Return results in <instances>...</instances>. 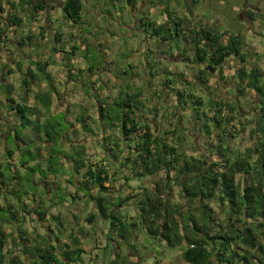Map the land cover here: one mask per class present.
<instances>
[{
    "label": "rangeland",
    "instance_id": "rangeland-1",
    "mask_svg": "<svg viewBox=\"0 0 264 264\" xmlns=\"http://www.w3.org/2000/svg\"><path fill=\"white\" fill-rule=\"evenodd\" d=\"M80 1L82 3L81 23L72 24L63 17L60 10L64 0H47L50 9L47 12L43 11L36 14V18H31L29 8L24 5L21 6L18 0H0V6L3 10L0 16L3 19L12 9L21 18V26L19 27L7 25L6 21L2 23V27L5 28V40L0 39V76L3 73L8 79V85L11 84L14 87L13 100L19 104L24 103L26 106L33 107L36 110V115L32 117V120L38 119L32 121L29 119L31 115L25 113L23 118L31 123L23 122L21 124L22 115L16 110H12L11 104L5 101L3 94L5 86L0 82V131L4 134L9 133L4 137L0 136V165L2 166L0 171L7 179L14 177L16 180L11 179L10 182L14 181L17 184L11 194V201L7 198L4 201L3 197H0V203L4 208H7L13 202V208L16 210V220L14 222L18 224V221L21 220V214H24L23 224L20 226L24 228L31 240L42 242L45 239L46 231L41 229L43 228L39 224L41 221L34 214L23 213L20 205L27 200L28 207H23V209L32 212L31 208L35 201L39 202L38 197L46 195L43 191L44 188L40 186V181L45 178L46 174H40V170L45 172L48 164L47 159H49L47 157L52 155L51 162L54 163L53 167L58 170V179L64 173L68 182L65 183L63 189L57 190L53 189L55 188L53 182L57 181V178L50 180L46 177L47 182L45 181L49 186V190H47L49 194L46 199L50 202L64 200L66 202L65 207H67H61L60 211L57 210L54 213L60 218V226L56 229L54 225L53 229L58 230L62 235L60 243L56 245L66 243L72 245L73 237H77L80 239L79 241L84 240V243L89 247H94L95 253L99 257L104 253L112 256L113 243L108 242L106 235L101 233L107 230L109 222L96 218L98 221L94 222V228L101 229L99 236L92 238L86 235V238H84L83 230L77 225L82 227L88 225L84 218L88 215L84 216L83 214L82 216L84 226L81 225V219L76 222L72 218V214L77 215L78 207L79 211L86 209L89 212L92 203L86 204L83 200L78 203V198L74 197L73 192L80 187L78 182L83 180L80 173L76 174L72 170L74 169L73 166L66 159H73L75 163L81 158L82 152L80 151L82 149L74 147V152L70 154L68 147L76 144L84 145L86 148L85 159L89 163L103 162L107 156H104L100 146L101 135L109 136L107 134H110L112 140L120 136L117 130L109 127L117 109L114 106L115 102L124 100L125 95L131 96L140 93L141 108L138 111L134 110L138 117H146L150 126L152 125L153 128L155 126V130L158 132L163 130L179 131L178 133L183 134L186 139L180 146L183 153L191 156H205L207 154L206 150L212 144V141L207 139L200 130L205 120L200 122L194 119L195 112L193 109H191L193 112L190 109H183L184 103L178 106L176 92L187 91L189 93V90H195L196 94L201 96L204 101H207L210 95L196 85L194 65L188 61H183L176 45L172 44L169 47L163 45L157 48L161 44L155 42L154 39L156 38L151 39L149 36L150 28L142 25L145 21L148 24L149 21L155 23L157 20L164 19L165 14L162 15L163 12L170 15H175L176 12L179 17H186L191 20L189 23L192 26L208 24L220 34H224L225 31L234 34L241 33L245 40L244 53L247 55V69L256 67L264 75V0H139L134 9L128 8L123 0ZM160 4H163L161 12L158 6ZM94 13L98 14L99 21H96ZM56 33L62 36L61 47L58 46L61 49L53 51L55 45L54 35ZM26 36L33 37V40L31 42L26 41ZM145 38L147 39L145 40ZM22 40L25 46L20 47L21 50H19L20 48L16 44ZM148 50H152L153 53H148ZM69 53H72L73 56ZM67 57L74 60L71 66L72 78L68 77L64 65L65 62H69ZM14 60H17L20 64L18 70L13 64ZM41 62H48L49 64L47 76L41 75L40 80L31 82L30 92L24 95L28 88L22 87L21 79L27 76L30 80L31 75L27 74L28 69H31L35 76L38 75ZM152 65L155 67L152 73L157 75L154 79L152 78L151 83L148 82L150 80L148 70ZM8 68L12 69L11 73L8 72ZM88 68H91L93 73L88 71ZM239 68L240 64L237 61L227 59L223 64L222 71L211 79V92L214 97L234 101L239 108L236 114V126L241 128V132L238 137L230 139V145L242 151L245 148L252 147L255 142L259 141L255 134V128L256 118L260 115L257 111L254 112L257 99L253 92L247 91L246 96L239 98V100L235 97L236 76ZM192 72L194 73L192 74ZM159 73L161 75H158ZM93 74L94 77L98 76L96 83L92 79ZM166 78L174 79V83L170 85V88L176 90V92L171 89L167 90L160 85L159 82L165 81ZM262 79L264 81V77ZM99 83V90H103L102 96L107 97L108 103V108L104 111L106 117L103 121V124L108 127L105 128L104 133L101 132L99 126L100 122L96 107L99 91L96 93L95 90L98 89V86L96 85V88L92 87L94 84ZM120 89L125 92L119 99H115L114 97L118 95ZM45 93H50L51 100L49 101H51V105L48 111H45L39 105L38 97ZM23 98H25V101H22ZM84 113L91 118L89 123L93 130L90 133V138L86 137L81 129L74 128L77 125L73 120H80V115ZM72 124L74 125L70 128ZM77 124L79 125V121H77ZM9 126L11 130L7 132ZM41 131L43 133V136H40L41 139L40 137L36 140L31 139L34 144L37 142V146L31 148V150L33 152L39 150L38 154L35 153L36 162L33 165L34 169H40L35 174L36 177L31 171L24 173V169L20 167L21 159L29 161V158L24 155L26 149L21 145H19V149H16L14 135L24 136L30 140L33 133ZM46 132L50 133V136L47 135V137ZM63 135H68V140L62 141L60 138ZM131 145L129 143L130 147H132ZM124 146L127 147V144H124ZM6 151H13L12 156L8 157ZM129 151L130 149L124 148L121 153L122 159ZM21 153H23L22 158ZM63 157L64 167L61 168L59 163ZM82 158L84 159V157ZM107 160H110V157ZM7 163L13 164L11 169L15 168L12 175ZM3 165L5 166L3 167ZM129 176H132V172L127 168L126 177ZM128 181L130 183L134 181L131 183L134 188L139 185L142 186L144 183L147 187L153 186L151 180L147 182L139 178L136 180L131 178ZM248 181L249 178L237 175V182L241 186L247 185ZM21 186L23 187L20 190L18 187ZM120 186L122 188L121 194H126L128 190L125 185ZM82 191L84 194L88 193ZM177 195L178 190L176 189V198ZM17 198H21L22 203ZM8 202L10 203L7 204ZM209 205L218 213L220 219L224 217L220 215L219 208L215 203H209ZM129 209V206L125 207L124 205L120 211L122 217H125V214H133V210ZM120 213L117 210L113 216L120 218ZM137 218H134V220L128 219V222L133 226L132 231H134L135 242L138 243L135 245L136 249L133 248L134 240H132L131 245L121 244L120 252L123 262L129 260L130 257L128 256L135 254L137 257L141 255L145 258L143 260L144 264H152L155 258L168 260L167 264H186L175 251H164V254H161V245L144 237V230L139 225L141 223L140 219ZM54 223L57 224V221ZM10 227L7 224L4 226L5 230H9L12 237L16 238L15 229L10 232ZM89 231L91 233L95 232L92 229ZM47 240L50 241V237H47ZM259 240L264 245V232L260 235ZM8 243L11 246L8 245L10 251L7 252V257L9 258L10 255L19 257L20 255L19 258L23 260L20 250H17L18 247L13 246L11 241H8ZM106 244L108 250L97 248L98 245L106 246ZM19 247L22 248L21 245ZM108 256L103 259L105 263H109Z\"/></svg>",
    "mask_w": 264,
    "mask_h": 264
},
{
    "label": "trees",
    "instance_id": "trees-1",
    "mask_svg": "<svg viewBox=\"0 0 264 264\" xmlns=\"http://www.w3.org/2000/svg\"><path fill=\"white\" fill-rule=\"evenodd\" d=\"M123 1L127 6L133 7L139 0ZM19 3L29 8L31 18L46 9V0H20ZM12 7L15 8L14 5ZM13 10L8 12L4 19L0 16V39H5L3 21L14 27H19L21 24L20 17ZM2 11L0 6V14ZM61 11L68 22L80 23L82 11L80 0H64ZM165 14L166 22L173 28L170 29L167 24L156 25L151 21L148 24L145 21L142 26L150 28V38L156 37L158 43L170 42L176 45L183 61L190 62L197 69L194 75L196 85L205 90L210 97L204 101L195 90H189V93L176 92L170 88L174 79L166 78L164 87L176 92L178 106L184 103L183 109H193L194 119L200 122L205 120L200 130L207 139L212 141V144L206 150L205 156H191L183 153L180 146L186 141L185 136L177 130L158 132L150 127L149 123L144 121V117H138L134 111L141 108L142 103L138 100L140 93L125 95L124 100L115 102L114 106L117 109L115 108L116 112L111 121V126L118 128L120 136L114 140L111 137L101 138L102 150L111 158V162H108L109 164L89 163L82 158L84 157L83 148L80 151L81 158L75 161L76 169L84 170L81 174L83 181H79L80 187L76 192L87 191V194L83 191L82 193L94 204L96 211L85 220L87 223H92L96 218H101L109 222L106 237L108 242L113 243L112 252L115 257L111 264H134L128 260L123 262L121 252L118 250L121 244L131 245L132 240L135 239L132 224L120 213L126 204L129 210L134 211L132 219L139 217L141 222L139 225L144 230V237L161 245V254H164V251L178 250L177 253L186 264H264V245L259 240L264 232V81L262 74L255 67L247 69L245 41L241 33L225 31L224 34H220L207 24L191 26V23L183 17H175L167 12ZM60 36L58 33L54 35L53 51L61 49L58 48V46L61 47ZM25 39L33 40V37L26 36ZM22 44L20 43V46ZM227 59H233L240 64L236 76L235 97L239 100L246 96L247 91L253 92L257 99L254 112L257 111L260 115L256 118L255 128L259 141L242 151L230 145V139L238 137L241 132V128L236 126V114L239 108L234 101L214 97L211 92V79L222 71ZM46 67L47 64L40 63L41 74H44ZM154 69V65L149 67L148 82L152 83V78L154 79L157 75L152 73ZM27 74L31 75L30 80L27 76L21 79L22 87L26 88L33 80L38 79L29 69ZM7 80L1 74L0 82L5 86L3 93L5 101L11 104L12 110L22 115L21 124L30 122L24 119L23 115L29 113L35 116L36 110L13 100V87L6 85ZM28 92L29 90L24 92V95ZM122 93L121 90L120 94ZM98 98L97 114L99 121L103 124L106 117L104 111L108 108V103L99 95ZM38 99L48 111L51 104L50 93H45ZM22 101H25V98ZM86 120H89L88 116L85 113L81 114L79 124L84 131L89 130L85 124ZM115 122H117L116 125ZM46 133V136H50V133ZM68 138V135H63L60 139ZM14 139L16 143L19 142L25 146L24 155L29 160L35 159V153L38 154L39 150L34 153L30 149L31 140L18 135H14ZM129 143L133 144L132 147ZM124 144H127V147ZM124 148L130 151L122 159L121 153ZM6 153L8 157H11L13 151ZM214 156L216 157L213 158ZM51 160L49 156L47 171L55 173L56 170L52 168L54 163ZM114 163H117L116 169L113 166ZM20 164L24 167L28 162L22 158ZM127 168L132 172V176L126 177ZM30 171L34 173L35 169L31 167ZM237 175L249 178L248 184L241 186L237 182ZM119 177L123 179L128 189L124 197L121 195L115 197L113 194L115 187L112 183ZM131 178L133 180L139 178L147 182L151 180L153 186L147 187L144 183L134 188L128 181ZM3 183V174L0 171V196ZM105 183L109 185L105 187ZM94 189L96 194L91 195ZM176 189L178 190L177 198ZM209 203H215L220 215L224 217L220 219ZM117 210L120 218L113 216ZM22 211L27 213L25 209ZM36 212L39 220L44 221L45 212L40 210ZM15 216V212L0 205V264L79 262L80 255L84 253V250L80 248L70 251L69 246H66L61 255H57L55 247L47 241L37 242L27 248L25 245L28 239L24 236L18 238L19 245L22 246L20 253L23 261L20 260V255L8 258L5 247L9 234L5 232L2 223L11 224ZM21 219H23L22 216ZM73 242L79 245L78 238L74 237ZM16 243V240H13V244ZM133 248L136 249V246L133 245ZM72 256L74 259L71 258ZM152 264L164 263L163 260L155 258Z\"/></svg>",
    "mask_w": 264,
    "mask_h": 264
},
{
    "label": "crops",
    "instance_id": "crops-1",
    "mask_svg": "<svg viewBox=\"0 0 264 264\" xmlns=\"http://www.w3.org/2000/svg\"><path fill=\"white\" fill-rule=\"evenodd\" d=\"M18 1H20V0H18ZM195 2V1H194ZM136 4H134V6H135ZM134 6L133 7H129L128 6V8H130V9H134ZM159 6V11L161 12V6H163V4H160V5H158ZM26 7V6H25ZM50 9V7L48 6V4H47V0H46V9L45 10H43V11H45V12H47L48 10ZM187 10H190V9H187ZM43 11H40V12H43ZM52 11V10H51ZM39 12V13H40ZM165 14V12H163V14L162 15H164ZM94 15V17H95V19H96V21H99V19H98V14H96V13H94L93 14ZM172 16H175V17H179L178 16V14L175 12V15H173V14H171ZM165 17H164V19H162V20H157L156 22H155V24L156 25H161V24H167L168 25V27L171 29V28H173L172 27V25L170 24V23H167L166 22V14L164 15ZM34 18H36V17H34ZM183 18H185V19H187V22H191V20H189L188 18H186V17H183ZM21 19V18H20ZM264 22V21H263ZM80 23H81V21H80ZM206 25V24H205ZM208 25V24H207ZM20 26H21V24H20ZM192 26V25H191ZM193 26H198V25H193ZM247 34H248V32H247ZM61 37V39H62V36H60ZM156 38V37H155ZM1 39H3V38H1ZM147 38H145V40H146ZM152 39V38H151ZM3 40H5V39H3ZM120 40V39H119ZM155 40V42L157 43V44H161V43H158V39L156 38V39H154ZM26 41H28V42H31L32 40H26ZM245 41V40H244ZM20 43H23L21 46H20ZM147 44V43H146ZM170 46V45H172V43H170V42H165V43H163V44H161L160 46H158L157 48H160L161 46ZM16 46H18L19 48L21 47V48H23V46H25L24 45V42H23V40L22 41H20V42H18L17 44H16ZM29 47H30V45H29ZM21 48L19 49V50H21ZM248 48V47H247ZM146 49H148V48H146ZM150 51H152V50H148V53L150 52ZM63 53H65V52H63ZM25 54V53H24ZM71 56H73V54L72 53H69ZM23 55V54H22ZM24 58H26V57H24ZM68 59H69V62H65V67H66V71H67V74L69 75V71H70V75L68 76L69 78H72V64H73V62H74V60H71L70 59V57H67ZM73 58V57H72ZM71 60V61H70ZM15 62H13V64L15 65V67L17 68V70L19 69L18 67H19V62H17V60H14ZM42 64H47V67L45 68V72H44V74H41L40 72H39V74L37 75L36 74V77H38V79L37 80H40V76L41 75H45V77L47 76V72H48V68H49V64H48V62H41ZM76 63H78L77 61H76ZM21 67V66H20ZM256 68V67H255ZM194 72H192V74L194 73V75L196 74V71H197V69L195 68V66H194ZM8 70V72L9 73H11L12 72V69H10V68H8L7 69ZM257 70L260 72V70L257 68ZM29 71L31 72V74H33V75H35V73H33V71L31 70V69H29ZM88 71H90V72H92L91 71V68H88ZM149 71V70H148ZM93 73V72H92ZM261 73V72H260ZM133 74V73H132ZM191 74V75H192ZM262 74V73H261ZM2 75H3V73H2ZM158 75H161L160 73L158 74ZM42 77V76H41ZM264 77V75L262 74V78ZM98 78V76H95L94 77V74H93V77H92V79L94 80V83H96V79ZM8 81V80H7ZM36 80H33V82H35ZM165 83V81H160L159 83H160V85H162L163 87H164V83ZM123 83V82H122ZM7 85H8V82H7ZM96 85L98 86V89H96L95 91H96V93H98V91H99V96L100 97H102V98H107L106 96H102V91L103 90H99V86H100V83L99 84H94L92 87L93 88H96ZM9 86H12L11 84L9 85ZM31 85H29V87H30ZM13 87V86H12ZM29 87H27L28 89H26V90H29V92H30V90H31V88H29ZM24 88H26V87H24ZM165 88V87H164ZM121 90L122 89H120L119 90V92H118V95H116L114 98L115 99H117V98H119L122 94H120V92H121ZM168 90V89H167ZM123 92H125V91H123ZM13 93H14V87H13ZM13 96V95H12ZM5 97V96H4ZM139 98H140V96L138 97V100H139ZM5 99V98H4ZM51 100V99H50ZM39 105L40 106H42L43 108H44V106H43V104H42V102L39 100ZM51 105V104H50ZM29 107V106H28ZM31 107V106H30ZM50 108V107H49ZM147 108V107H146ZM45 110V109H44ZM46 111V110H45ZM32 117H35L34 115H32L31 116V118H29L30 120H32ZM88 118H89V120H91V118L88 116ZM99 119V118H98ZM38 119H34V120H32V121H37ZM89 120H86L85 121V124L87 125V127H88V129L90 130H86V131H84V129H83V127H82V125L81 124H77V121H79V120H76V119H74L73 121L76 123V125L77 126H74V128L75 129H81V132L86 136V137H88V138H90V133L92 132V126L90 125V123H89ZM146 120V122H148L149 123V121H148V119L146 118V117H144V121ZM100 122V121H99ZM99 122H97V123H99ZM96 123V122H95ZM103 123V122H102ZM115 125L117 124V122H115L114 123ZM73 125L74 124H72V126L70 127V128H72L73 127ZM150 125V124H149ZM99 126H100V128H101V132H105L106 131V127H108L107 125H102L101 124V122L99 123ZM111 129L113 128V129H115V130H117L118 131V128H116V127H113V126H109ZM150 127H152V125L150 126ZM154 128H155V126H154ZM11 130V127L9 126L8 128H7V132H9ZM9 133H3V132H1L0 131V136H5V135H8ZM72 135H73V133H71ZM107 135H109V136H102L101 135V138L102 137H110L111 135L110 134H107ZM42 137L43 136V133H42V131L41 132H39V133H33L32 134V136L30 137V140L32 139V138H34V140H36V139H38V137ZM41 137H40V139H41ZM119 137V136H118ZM118 137H116V138H118ZM101 138H100V142H101ZM29 140V141H30ZM62 141H65V140H68V139H61ZM32 143H31V147H30V149L32 148H34V146H37V142H36V144H34V141L32 140L31 141ZM46 143H48V142H46ZM52 144V143H51ZM62 144V143H61ZM19 145H21L24 149H25V146H23L22 144H20L19 142H17L16 143V149H17V146H19ZM62 146H63V144H62ZM100 146H101V149H102V142L100 143ZM74 147H77V149H81V148H83V155H84V158H85V156H86V148H85V146L84 145H80V144H76V145H74V146H69L68 148L70 149V151L68 150V152H70V154H72V152H74L73 151V148ZM62 149H63V147H62ZM16 151H20V150H16ZM103 151V150H102ZM7 152V151H6ZM65 152H67L66 150H65ZM35 153V152H34ZM104 153V152H103ZM7 154V153H6ZM49 156H51V158H52V155H49ZM49 156L47 157V158H49ZM104 156H107V155H105V153H104ZM21 158H22V153H21ZM107 158H109L108 156H107ZM107 158L102 162V163H107V164H109L108 162H111V158H110V160H107ZM63 160H64V157L62 158V160H61V162L59 163V166L62 168V167H64V162H63ZM67 160V162H70L71 163V165L73 166V168L74 169H72L73 171H75V173L76 174H79L80 173V175L81 174H83V172H84V170L83 169H81V170H77L76 169V166H75V163H74V161H73V159H70V158H68V159H66ZM28 162V164H26L24 167H22L21 166V164H19L20 165V167L22 168V169H24L23 170V172L24 173H28L29 171H30V168L32 167V168H34L33 167V165L35 164V162H36V159H33V160H29V161H27ZM47 162H48V159H47ZM9 165H8V167H9V170H10V174L12 175V172L15 170V168H12L11 169V166L13 165H10V163H8ZM6 165V164H5ZM5 165H3V167L5 166ZM48 165H49V162H48V164H47V166H46V170H45V172L44 171H42V170H40V169H35V172L33 173L34 175L35 174H37V172L40 170V174L42 173V175L45 173L46 174V176H45V178H43L41 181H40V186L41 187H43L44 189H43V191L46 193V195H44V196H40V197H38L39 198V202H37V201H35V203H34V205L32 206V212H30V211H28L27 209H25V211H27V213L26 212H24L23 211V213H26V214H28V215H31V214H34V215H36L37 217H38V215H37V212L36 211H42V212H45V219H44V221H42V222H40L39 224L40 225H42V227L43 228H41V229H44V231H46V234H45V239L43 240V242L44 241H47V243H50L51 245H53L54 247H55V251H56V253H57V255H61V252H62V250L66 247V246H69V249L68 250H74V249H76V248H80V249H82V250H84V253H82L81 255H80V260H79V262L78 263H75V262H72V263H69V264H111L110 262L111 261H114V255H112V256H108V254L107 253H104L103 255H101L100 257L97 255V253H95V248L94 247H89V245H86V243H84V240H82V241H79V245H75V244H73L74 242H71V244L72 245H69V244H58V245H56L57 243H60V241H61V234L59 233V231L58 230H54L53 229V226L55 225V227H56V229H58L57 227L58 226H60V223H59V220H60V218L58 217V216H56L54 213L58 210V211H60V209H61V207L62 208H64L66 205V202L64 201V200H59V201H55V200H53V202H50V201H48L47 199H46V196H48V194H49V191H47V190H49V186L45 183V181L47 182V178H49L50 180H52V178H57V181H54L53 182V187H55V188H53V189H57V190H61V189H63L64 187H65V183H68L67 182V177L64 175V173H63V175H61V177H60V179H58V176H59V173H58V170H56L55 168L53 169L54 171L56 170V172L55 173H51V172H49V171H47L48 170ZM54 165V164H53ZM70 165V164H69ZM111 166V165H110ZM114 168L116 169V167H117V163H114ZM19 167V168H20ZM1 168H2V166L0 165V170H1ZM52 168H53V166H52ZM68 169V168H67ZM69 170V169H68ZM36 177H37V175H35ZM47 177V178H46ZM11 179H14V180H16L15 178H12L11 177ZM10 179V180H11ZM10 180H8L6 177H4L3 176V181H4V183H3V187H2V194H1V196L0 197H3V200L5 201V198H7V199H9L10 200V197H11V194L13 193V191H14V186H16L17 187V184L14 182V181H11L10 182ZM153 181H154V179H153ZM20 182V181H19ZM49 182V181H48ZM123 182V183H122ZM132 182H134V181H132ZM131 182V183H132ZM19 184V183H18ZM78 184H80L79 182H78ZM125 185V183H124V181H123V179H121V177H119L118 179H117V181H115L114 183H112V185H114V187H115V190H114V196L116 197V196H122V197H124L126 194L125 193H123V194H121V191H122V188H120L121 186L120 185ZM146 184V183H145ZM109 185V183H105L104 184V186L105 187H107ZM22 187L23 186H21V187H18L20 190L22 189ZM125 187H126V185H125ZM127 188V187H126ZM128 190V189H127ZM118 192V193H117ZM128 192V191H127ZM5 193V194H4ZM9 193H10V195H9ZM74 193V197H77L78 198V203L79 202H81L82 200L83 201H85V203L86 204H90L91 202L90 201H87L88 199V197L87 196H84L83 195V193L82 192H73ZM77 193V194H76ZM91 195H95L96 194V189H94V190H92L91 191V193H90ZM18 199V201L20 202V203H22L21 202V198L19 199V198H17ZM11 201V200H10ZM10 202H8L7 204H9ZM2 203H0V205H1ZM23 204H25V206H23ZM29 203L27 202V200L26 201H24L23 203H22V205H20V209H23V207H28L27 205H28ZM6 205V204H5ZM3 208H4V206L3 205H1ZM14 205H13V202L12 203H10V206H8L7 208L8 209H10V210H12L13 212H15L16 210H14ZM125 207H128V204H126L125 205ZM6 208V207H5ZM65 208H67V207H65ZM77 212H76V214L77 215H75V213L74 214H72V218H73V220H75L76 222L79 220V219H81L80 221H81V225H85L84 223H83V218H82V216H83V214H84V216L85 215H88V216H90L91 214H93L94 212H96L95 211V206H94V204L92 203V206H91V208H90V211L89 212H87V210L85 209V210H80L79 211V207L77 208ZM16 213V212H15ZM133 214H131V215H126L125 214V217H126V219H132L133 217H134V211L132 212ZM21 216L23 217V219H21L20 221H18V224L17 223H15L14 221L16 220V216H15V219H14V221H12V223L11 224H7V225H9V226H11L10 227V232L12 231V229H15L14 231H15V233H17V235L15 236L16 238H14V237H12V234L11 233H9V230L7 231V230H5V228H4V230H5V232L6 233H8L9 234V237H8V241H11L12 242V244H13V240H16V242L18 243V242H20L19 241V237L20 236H24L25 238H27L28 239V243L25 245V246H27V248L29 247V246H33L35 243H37L36 241H34V240H31L30 238H29V236L26 234V232L24 231V228H22V226H20L21 224H23V220H24V214H21ZM47 216V217H46ZM88 216H85L84 218L86 219ZM39 219V218H38ZM98 219V218H97ZM97 219H95L92 223H87L88 225H85V227H82V226H78L77 225V227H79V228H81L82 230H83V232H82V234H83V237L84 238H86V235L88 236L89 235V237H97V235L99 236V234H100V230L101 229H96V228H94V222L97 220ZM57 221V224L56 223H54V222H56ZM98 221V220H97ZM96 221V222H97ZM6 224L5 223H2V226L4 227ZM89 228V229H88ZM94 230L95 232H93V233H91L89 230ZM72 230V229H71ZM102 233V235H106L107 234V230L106 231H102L101 232ZM47 235V236H46ZM47 237H50V241H48L47 240ZM74 238V237H73ZM75 238H77V237H75ZM107 238V237H106ZM78 240H80L79 238H78ZM8 241H7V244H6V247H5V250L6 251H10V250H8V245H10L9 243H8ZM65 241V240H64ZM13 244V246H16V247H18L17 248V250H20V248L21 247H19V245L18 244ZM134 245H136L138 242H135V239H134ZM140 245V244H139ZM11 246V245H10ZM89 247V248H88ZM97 248H104V249H106V250H108V247H107V244H106V246H97ZM119 251H121V246L119 247V249H118ZM13 255H10V257H12ZM107 257L108 256V262L109 263H105L104 261H103V259H104V257ZM130 258H129V260L128 261H131L132 263H134V264H144V257H141V255H139V257H137V256H135V254H132V255H130L129 256ZM71 258H73L74 259V256H72ZM25 259V258H24ZM21 260V259H20ZM21 261H23V260H21ZM167 262H168V260H163V263L164 264H167ZM120 263H121V261H120ZM147 264V263H146Z\"/></svg>",
    "mask_w": 264,
    "mask_h": 264
},
{
    "label": "water",
    "instance_id": "water-1",
    "mask_svg": "<svg viewBox=\"0 0 264 264\" xmlns=\"http://www.w3.org/2000/svg\"><path fill=\"white\" fill-rule=\"evenodd\" d=\"M164 248H165V247H164ZM165 249H167V248H165ZM173 251L178 252V250H173Z\"/></svg>",
    "mask_w": 264,
    "mask_h": 264
},
{
    "label": "clouds",
    "instance_id": "clouds-1",
    "mask_svg": "<svg viewBox=\"0 0 264 264\" xmlns=\"http://www.w3.org/2000/svg\"><path fill=\"white\" fill-rule=\"evenodd\" d=\"M60 10H61V8H60Z\"/></svg>",
    "mask_w": 264,
    "mask_h": 264
}]
</instances>
